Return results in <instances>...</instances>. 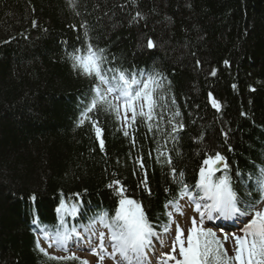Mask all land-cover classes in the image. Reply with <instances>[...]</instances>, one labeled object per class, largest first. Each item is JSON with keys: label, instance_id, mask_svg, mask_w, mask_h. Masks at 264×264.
Returning <instances> with one entry per match:
<instances>
[{"label": "trees", "instance_id": "16d2710c", "mask_svg": "<svg viewBox=\"0 0 264 264\" xmlns=\"http://www.w3.org/2000/svg\"><path fill=\"white\" fill-rule=\"evenodd\" d=\"M76 11L67 0H0V264H58L39 252L31 225L59 226L62 200H78L80 218L111 216L119 199L108 187L114 179L143 204L156 230L167 223L165 205L178 186L156 162L153 139L163 144L166 137L138 119L133 146L114 116L100 111L90 115L102 129V151L92 124L77 126L93 81L72 69L67 53L82 47L83 24L107 67L157 71L170 82L164 92L175 98L169 107L180 110L185 130L167 148L190 186L206 154L220 152L240 198L261 199L255 177L264 168V0H78ZM136 11L143 19L133 22ZM148 38L155 48L146 47ZM164 117L161 127L167 110ZM137 156L151 194L140 183Z\"/></svg>", "mask_w": 264, "mask_h": 264}, {"label": "snow or ice", "instance_id": "6c2138e0", "mask_svg": "<svg viewBox=\"0 0 264 264\" xmlns=\"http://www.w3.org/2000/svg\"><path fill=\"white\" fill-rule=\"evenodd\" d=\"M77 2L78 0H67L69 7L79 15L76 11ZM139 19H143L142 13L136 11L132 20L137 22ZM32 26L36 27L35 20L32 21ZM71 27L75 29L76 26ZM81 27L84 29L82 47L73 48V51L68 52L67 55L72 61V69L92 80L93 85L77 126L89 121L95 129L102 151L105 145L101 138L102 129L99 121L90 115L100 111L114 116L119 124L118 130H121L125 137L131 138L133 146L136 144L134 132L138 119L148 132L155 131L166 137L163 144L155 137L153 139L157 145L156 162L169 167V174L178 186V191L165 205L167 223L162 226V231L167 234L175 224V235L170 251L160 253L157 264H264V209L258 207L260 203H264V168L259 169V175L255 177L257 188L262 193L259 201L245 203L240 198L233 187L227 158L220 152L206 154L199 168L198 180L194 186H190L184 180L183 171L177 172L173 166L171 155L173 149L167 148L169 138L175 145L180 139L179 134L185 130L180 110L169 107L170 104H175V98L169 100L164 92L166 83L170 82H166V78L157 71L136 73L115 66L107 67L109 61L104 50L93 45L87 25L83 24ZM146 47L148 49L156 47L151 38H148ZM199 63L197 61V65ZM224 63L227 65L228 61ZM216 74V69H212L209 73L211 76ZM211 103L213 108L221 109L220 102L215 98ZM165 110L169 113L167 126L161 127L159 122L164 120ZM222 134L227 139L228 132L224 131ZM199 140L202 141L203 137H199ZM176 155L179 156L180 153L177 151ZM149 156H152L151 151ZM133 162L143 173L144 178L140 183L151 194V189L147 185L148 173L143 156H137ZM217 172L221 174L217 176ZM108 187L119 197L118 206L111 216L104 211L95 216L85 227L86 232H91L96 237L95 246L89 249L90 253L97 257L96 264H105L107 259L114 261V264H150L149 250L155 252L154 240H159L156 227L149 220L143 204L126 195V189L119 179H114ZM165 191L167 192L168 189ZM73 195L78 197L80 194ZM185 198L194 206V211L199 216V220L195 216L191 217V226L187 232L175 219L177 215H184L180 201ZM32 199L35 200V196ZM79 207L78 200L70 204L62 200L57 209V212L61 213L59 226H53V230L46 228L42 230L43 238L49 241V248L56 247L68 251V241L73 235L79 237L80 233L75 228L65 227L64 219L65 215H78ZM168 208L172 210L168 211ZM215 219L238 221L243 225L239 228L242 234L237 235L236 232L230 233L220 228L222 235L218 236L211 227H205L206 221ZM96 224L107 229V232L97 230ZM229 241L233 244V255H229L226 247ZM160 243L163 246V242ZM36 247L49 261H56L58 264H70V262L90 264L88 260L82 259L74 252L63 256L50 254L40 245L39 237Z\"/></svg>", "mask_w": 264, "mask_h": 264}, {"label": "rangeland", "instance_id": "374dc122", "mask_svg": "<svg viewBox=\"0 0 264 264\" xmlns=\"http://www.w3.org/2000/svg\"><path fill=\"white\" fill-rule=\"evenodd\" d=\"M180 204H181V207L183 209L184 215H182V216L181 215H177L175 217V219L179 223L180 227L183 228L185 230V232H187V230L191 226V224H190L191 217L195 216L197 218V220H199V216L194 211V206L190 205V203L187 201V199L182 200ZM263 205H264V203H263ZM207 224L209 225L208 221L205 222V225H207ZM95 228L98 230L99 227L95 226ZM99 231H101V230H99ZM228 232H230V233L231 232H236L237 235H241L242 234L239 231V228L236 229V230L228 231ZM90 234L93 235L91 232H90ZM219 234L222 235L221 232ZM174 235H175V224L172 225V230L169 233L165 234L163 232L162 234L159 235V240H154L155 252H153V250H149V253H150L149 261H150V264H157V258L159 256V254L162 253V252L170 251V245H171V243H172V241L174 239ZM106 240H107V236L105 238V243H106ZM160 241L163 242V246H161ZM95 243L93 244V246H95ZM48 244H49V242H47L45 240V247H46L48 252L54 253V254H57V255H62L64 253L62 251H59L55 247L49 248ZM226 247L228 248V251H229L230 254H234L233 244H232L231 241H229V243L226 244ZM82 248H84V247H82ZM88 250H89V247L86 250H82V249L81 250H70L69 253H73L74 252L75 254L81 256L82 258L88 260L90 262V264H96L97 257L92 255L90 253V251H88ZM109 251H111L110 248H109ZM105 264H114V261H112L110 259H107L105 261Z\"/></svg>", "mask_w": 264, "mask_h": 264}, {"label": "bare ground", "instance_id": "6f19581e", "mask_svg": "<svg viewBox=\"0 0 264 264\" xmlns=\"http://www.w3.org/2000/svg\"><path fill=\"white\" fill-rule=\"evenodd\" d=\"M78 77H80L79 75H78ZM81 78V77H80Z\"/></svg>", "mask_w": 264, "mask_h": 264}]
</instances>
